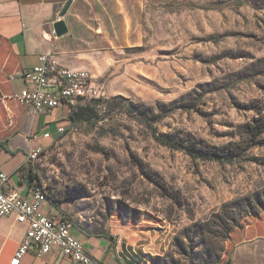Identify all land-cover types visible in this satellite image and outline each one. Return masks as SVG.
Masks as SVG:
<instances>
[{
    "label": "rangeland",
    "instance_id": "374dc122",
    "mask_svg": "<svg viewBox=\"0 0 264 264\" xmlns=\"http://www.w3.org/2000/svg\"><path fill=\"white\" fill-rule=\"evenodd\" d=\"M145 48L160 54L137 69V87L101 99L121 96L157 118L161 104L199 99L163 117L156 132L239 144L242 159H193L161 145L128 108L103 103L35 167L73 225L104 233L112 221L139 225L162 244L153 264H225L228 229L264 211V144L250 145L254 120L264 122V0H146Z\"/></svg>",
    "mask_w": 264,
    "mask_h": 264
},
{
    "label": "crops",
    "instance_id": "0c3cea01",
    "mask_svg": "<svg viewBox=\"0 0 264 264\" xmlns=\"http://www.w3.org/2000/svg\"><path fill=\"white\" fill-rule=\"evenodd\" d=\"M145 6L146 0H0V169L9 177L8 188L24 201L32 199L40 179L31 153L46 151L63 135L59 128L66 132L72 126L66 104L34 114L19 102L21 91L30 87L24 72L37 66L41 55L52 54L62 67L88 72L103 96L129 93L137 87V69L160 54L145 48ZM59 21L69 30L60 37L54 28ZM43 212L61 217L63 208L48 201ZM113 222L104 234L71 223L72 233L102 264H153L159 254L152 250L162 247L157 237L139 225ZM26 230L15 215L1 218L0 264H13ZM227 251L225 264H264V211L241 219L229 234ZM18 264L79 263L54 251L43 257L29 254Z\"/></svg>",
    "mask_w": 264,
    "mask_h": 264
},
{
    "label": "built area",
    "instance_id": "2783aa9c",
    "mask_svg": "<svg viewBox=\"0 0 264 264\" xmlns=\"http://www.w3.org/2000/svg\"><path fill=\"white\" fill-rule=\"evenodd\" d=\"M24 79L30 87L21 91L18 100L29 106L34 114L49 113L65 104L72 113L83 106L82 102L103 97L101 88L88 72L64 68L52 54L41 55L38 65L24 72ZM58 132L64 134L65 129L59 128ZM44 137L48 138L50 134ZM43 152L42 149L33 151L30 161L36 162ZM8 181V175L0 169V220L15 215L19 223L27 225L13 264H18L29 254L43 257L54 251L79 264H102L86 252L65 216L43 212L44 204L48 202L43 183H36L32 188V199L24 201L16 191L8 188Z\"/></svg>",
    "mask_w": 264,
    "mask_h": 264
},
{
    "label": "trees",
    "instance_id": "16d2710c",
    "mask_svg": "<svg viewBox=\"0 0 264 264\" xmlns=\"http://www.w3.org/2000/svg\"><path fill=\"white\" fill-rule=\"evenodd\" d=\"M199 99H193L191 96H183L179 100L173 101L172 103L166 105H159L161 109V115L157 118L154 117L152 110L149 107H146L142 104L133 103L123 97H115L109 101H104V99H96L93 100L92 103L80 106L76 111L72 112L70 115L72 125L84 123V122H92L95 117L99 114L98 106L101 104L105 105L109 108H118L120 105L129 109V113L135 115V118L140 121L142 124L147 126L150 130L154 132L155 139L163 146L170 148L172 150L185 151L190 157L196 160L202 161H217L221 164L225 163H234L238 159H242L244 155V149L239 144H228L224 147H210L208 145L204 146L202 143L197 141H192L190 139L185 140L179 134H158L156 129L154 128L155 124L160 122L163 117L173 113L176 110H187V109H195L197 106V102ZM102 110V109H101ZM106 114V113H105ZM101 119H105V115L101 117ZM255 126H253L250 130L253 132V138L251 140L250 145H261L264 142L257 141L258 138L264 131V122L262 119L254 120ZM38 182L40 179L38 178ZM47 194V193H46ZM48 201L55 205H59L58 201L47 195ZM236 224V222H233ZM229 232H231V229ZM95 234H104V232H93ZM154 260H158L155 258Z\"/></svg>",
    "mask_w": 264,
    "mask_h": 264
},
{
    "label": "water",
    "instance_id": "95a60500",
    "mask_svg": "<svg viewBox=\"0 0 264 264\" xmlns=\"http://www.w3.org/2000/svg\"><path fill=\"white\" fill-rule=\"evenodd\" d=\"M71 2H72V1H70V2L66 5V7L64 8V10H63V12H62V15H61L62 17H64V16L67 14L68 9L70 8ZM54 28H55V34H56L58 37L67 34L68 31H69V30H68V27H67V24H66L65 21H59V22H57V23L55 24Z\"/></svg>",
    "mask_w": 264,
    "mask_h": 264
}]
</instances>
